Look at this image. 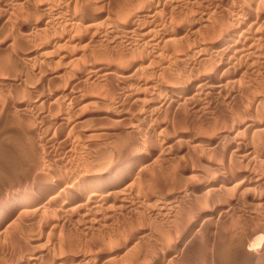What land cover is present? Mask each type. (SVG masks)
Here are the masks:
<instances>
[{"label": "rangeland", "instance_id": "obj_1", "mask_svg": "<svg viewBox=\"0 0 264 264\" xmlns=\"http://www.w3.org/2000/svg\"><path fill=\"white\" fill-rule=\"evenodd\" d=\"M3 1L0 0V79L6 78L8 80L2 82L0 86V200H2L1 198H6L7 195L11 196L13 192L14 194L18 193L22 187V191L27 189V187H32L35 178L36 181L40 180L36 175L38 176L43 172L47 174L49 170H52L51 172L53 170L58 172V175L54 172V176L56 175L61 178L62 189L66 186L64 183L68 181L70 182L69 185L71 183L75 184L77 175L92 170L96 166L99 167L103 163L102 166H106L105 163L108 164L115 154L126 156L129 152L135 150L134 143L137 140L135 138L139 134L140 138H138L140 140L143 139L141 143L143 142L142 144L144 145H141L137 149L140 148L139 150L142 151V159L145 162L141 165L143 167L139 166L141 171L138 169V172L136 171L133 175L129 176L132 180L129 179L124 185L128 190L127 194H125L126 189L120 190L119 196L117 195L118 197L107 206H102L101 211L96 210L97 212L94 211L92 213L91 208H88L89 213L88 211L84 212V210L81 212L80 207H77L78 211L75 208L76 211L73 213V209L71 208L74 205L77 206L76 203H73V205L68 207V209L71 207L70 211L68 209V211L65 210L68 216L64 213L65 211L61 213L53 210V208H48L52 212L47 209V214L45 211L44 215L42 214L43 217L35 219V221L27 220V215L26 213L24 214V211L21 212L20 205L9 214L4 213L7 214V217L5 216L0 222V264H13L14 261L21 258L22 260L29 258L33 264H148L149 262H151L149 264H154L152 261H156L155 264L157 261L160 264H236V261L239 262L241 259H244V256H241V254L243 255L242 247L238 248L241 246L240 240L244 236V233L246 234L264 226V183H260L261 185L258 183L259 178L264 177V155H262L264 154V131L257 133L246 132L248 135H245L244 132L235 135L232 133L233 131H230L233 127L232 122H234L232 119L237 118L236 122L248 114L250 110L249 100L251 101V97L253 98L257 92L256 90L259 88L257 81L260 82L261 78L264 77V44L262 43V47L260 48L261 52L255 55L256 59L248 58V60L246 59L242 62V64H245L242 67L244 66L243 68H245L247 66L248 69L245 68L238 73L248 71V75H246L247 79L244 76L245 80L243 82L245 83L238 85L237 89L233 91L234 88L232 89L228 85L224 90H218L213 87L212 90L210 89L211 86H207L203 91H195V94H185L182 91V86L185 83H180L185 80V77H187L185 81L190 76H192L190 77L191 79L197 78L198 72L206 67L205 65H200L199 68L192 65V62L196 60L195 55L191 54V56L188 54L191 57L188 58V55L181 54L184 56L180 57L173 53L163 52L162 48L158 56L153 57L154 53L148 49V53H144L146 57L143 55L142 59L145 62L143 61L144 63L138 67L139 70L137 69L135 74V77L139 79H147L154 82L152 86L155 88L153 87V91L150 93L152 95L147 94L149 97L147 95L144 96L145 101L150 102L153 97L154 99H158L159 96L160 99L168 97L171 92L170 88L173 85L179 88L181 93L183 92V96L182 100L178 103L179 106L177 104H174L175 106L170 104L168 109L165 108L162 112H158L159 109L156 107L155 109L158 111L151 110L150 115L148 113V116H146L149 119L145 117L146 122H144L138 115L139 113H144L146 109L143 106L144 102L141 101L139 102L140 104L125 102L127 99L123 96L122 91L126 86H129L128 84L124 85L120 81L114 80L113 83H110V88L112 87L111 91L113 92H111V100L108 103L104 101L103 98L106 100V97L102 96H105V90L103 89L106 87V80L99 78V82V79L95 78L93 74L84 71L86 67H82L80 64L82 61V51L72 44L61 42L60 49L59 46H56L55 49H48L42 55H37V57L35 55L32 59L33 61L26 66L18 63L24 51L22 52L21 49L15 46L12 38L15 37L21 24H23L24 19L21 15L31 10L36 19L42 20L43 17H47V14H44L46 12L38 8V2L35 1L18 0L21 2L17 3L18 5L16 4V6L11 4L9 0ZM90 1L98 4L103 0ZM119 1L124 2L125 0ZM56 3V8L65 7L66 1L55 0L54 4ZM17 7H21L22 9L16 11ZM37 9L39 10L37 11ZM110 9L112 10L111 7ZM3 10L13 18L9 16L8 19L4 18L2 21ZM53 13V11L50 12V14ZM6 22L8 23L7 31ZM261 27L262 30L259 34L264 36V26ZM53 31H49V33ZM102 37L100 40L98 39L100 43L99 41H94V44L89 48L88 52L92 51L90 54L95 51L111 52L114 50H124L127 47L126 44L130 42L124 39V42L121 40L118 43H114L113 36L104 35ZM119 37H122V35L119 34ZM132 40L134 41V39ZM191 40L196 41L195 37L191 38ZM120 42L123 43L121 44ZM132 43L130 42L129 44L131 45ZM38 44V41L32 43L34 48L39 47ZM193 45L197 46L196 43ZM193 45L190 43L191 47ZM123 46L126 47L123 48ZM11 60L18 63V66L16 65L17 68L11 69L10 74L7 70ZM153 61L156 63H153ZM215 61L217 62V60ZM156 64L160 70L155 69L154 65ZM181 64L183 66H180ZM70 70L71 72H69ZM149 73L153 78L149 76ZM54 74L56 75L55 77L50 76ZM179 74H181V77ZM187 74H190L189 77ZM182 76H184V79ZM157 77L162 79V81ZM188 84L186 83L185 86ZM250 89L253 90L251 91ZM29 90L30 92H28ZM226 90L229 91L226 92ZM46 94H49L51 98L55 96V99L48 101L47 98H44ZM90 94H97L96 99L90 101L84 107L82 106L83 104H79L81 102V98L80 100L78 98L79 96L84 97ZM192 94L194 97L191 96V98L193 99L188 98ZM247 95L249 96L247 97ZM57 96L59 98H56ZM117 96L119 99L116 98ZM74 97H77V99H74ZM35 101H39V103L36 104ZM21 105L24 106L22 107ZM247 105L248 107H246ZM140 108L143 111H140ZM245 109L246 111L249 110L245 113ZM258 109L257 111L264 112V109L260 107ZM73 123L75 124L72 125ZM225 123L228 124L225 125ZM162 128L166 129L162 131ZM146 134L148 135L146 136ZM220 135L224 136L221 137ZM172 139L178 141L175 143V141L172 142ZM128 140L132 141V143ZM161 141H166L168 144L164 145L165 142L162 144ZM126 144H128V148ZM131 144L134 146H129ZM119 145L121 146L120 148ZM253 145L256 147L255 149ZM129 147L132 148L129 149ZM123 148L124 152H122ZM119 149L121 150L120 153ZM254 151L258 152L262 156V159ZM251 153H253L252 156ZM85 161H87V164ZM257 167L260 169L257 170ZM244 168L246 172H244ZM42 176L40 175L41 178ZM158 177L163 180V187L159 188L154 183L155 178L157 179ZM254 180L258 181L250 183ZM201 181L202 183H200ZM223 181L225 183H221ZM244 181L246 186L243 188L238 189L234 186V184L244 183ZM29 182H32L31 185ZM225 187L231 188L230 191L225 192L228 190H225ZM202 188L204 190L206 188L211 189L204 191ZM212 189L216 190L212 192ZM132 190L133 192L131 193ZM190 190L191 192H189ZM194 190L195 193H200L202 196L193 198L188 196L186 200L183 198L185 196L183 194L184 191H188L185 194H189L194 193ZM206 193L208 195L203 196ZM118 198L120 201H117ZM180 199L183 200L180 201ZM115 203L119 206L114 205ZM255 206L258 207L256 208ZM104 209L106 210L105 213H103ZM169 209H171L170 212ZM207 211L212 213L210 217L213 218L208 224L206 222L202 223V218L199 217ZM53 212H57L55 214L58 215L54 216ZM50 213L52 214L50 215ZM45 216H48L46 217V221L44 220ZM50 218L52 220H48ZM40 232L41 234H39ZM258 233L253 237L259 238L261 237L260 235L264 236L263 232ZM129 235L134 238L133 241ZM106 242L107 244H105ZM128 245L129 247H127ZM112 248H125V251L120 254L118 259L108 263L109 258L107 259L104 255L107 253L106 251ZM239 249L242 251H239ZM176 252L177 254H175ZM255 263L258 264V261Z\"/></svg>", "mask_w": 264, "mask_h": 264}, {"label": "bare ground", "instance_id": "obj_2", "mask_svg": "<svg viewBox=\"0 0 264 264\" xmlns=\"http://www.w3.org/2000/svg\"><path fill=\"white\" fill-rule=\"evenodd\" d=\"M4 1H6V0H4ZM9 1L11 4H13L15 6L17 3L21 2L18 0H9ZM34 1L38 2V8H40L41 11L46 12L44 14H47L46 15L47 17H43L42 20H38V18L36 19L34 17V13L31 10L27 11L26 13L24 12L21 15V16H23V19H24L23 24H21L20 29L18 28L19 31L15 35V37L12 38V41L15 44V46H17L18 49H21L22 52L24 51V53L22 54L23 56L19 58L20 61L18 63H21L22 65L26 66L31 61H33L32 59L35 57V55H36V57H37V55H42L48 49H51V50L55 49L56 46H59V49H60L61 48L60 44H62L61 42L72 44L73 46H75L76 48H78L82 51V61L80 62V64L82 65V67H86L84 69V71H86L87 73L93 74V76L95 78H98V79L104 78L106 80L105 82L108 85L106 84V87H104V89H103V90H105L104 91L105 96H102V97H106V100H105V98H103L104 101L106 103H108V101L111 100L110 97H111L112 87L110 88V85H111L110 83H113L114 80L117 82L120 81L124 85L128 84L129 86H126L125 88L123 87L124 89L122 91L123 96L127 99V101H125V102L126 103L129 102L131 104L132 103L138 104L141 101L144 102L143 106L146 109L144 110V113L138 114L140 119H143L144 122H146L145 117L148 116V113L150 115V113H151L150 111L156 110L155 109L156 107H158V109H159V111L158 110H156V111L162 112L163 109L164 110H165V108L168 109L170 104H173V105L177 104L178 105V103L182 100V96H183L182 93L183 92H185V94L186 93L187 94L194 93L197 90H199V92H200V91H203L204 89H206L207 86H211L210 89H212V87H213V88L218 89V90H224L227 88L228 85L232 89L234 88L233 89V91H234L235 89H237L236 87L238 85H240L241 83L242 84L245 83L243 81L247 77L246 75H248V71L242 72L240 74L238 73V72H241L242 70H244L245 68H247V66L245 68H243L245 66V64L244 63L242 64V62L246 59L248 60V58L249 59L250 58L256 59L257 57H255V55H258L261 52L260 48L262 47V43L264 44V36L259 34L260 31L262 30L261 26H264V0H125L124 2L123 1L120 2L119 0H103L102 2H100L98 4H95L94 2H91L90 0H65L66 1L65 7H59V8L58 7L56 8L55 5H57V3L54 4L55 0H31V2H34ZM61 6H63V5L61 4ZM3 7H5V6H3ZM18 7H17L16 11H20L18 9H22L21 7L20 8H18ZM54 7H55V9H54ZM110 7L112 8V10L110 9ZM38 10L39 9H37V11ZM52 11L54 13L50 14V12H52ZM4 12H5V10H3V17L1 19L2 21L4 20V18L8 19L10 16L9 14H7V12H5V13ZM38 16H40V15H38ZM11 18H13V17H11ZM41 18H42V16H41ZM7 27H8V23L6 26V31H7ZM52 30H54V31L52 33H49V31H52ZM261 33H263V32H261ZM119 34H121L122 37H119ZM104 35L113 36L114 43H118L121 40L124 42V39H126L130 42H133L134 45H132L133 43L130 45L129 44L130 42H129L128 44L125 43L127 47L123 46V48L126 47V48H124V50H122V49L118 50V51L114 50L111 52L95 51L94 53L90 54V52H92V51L88 52V50L94 44V41L98 42L100 40V38ZM193 37H195L196 41L191 40V38H193ZM121 38H123V39H121ZM132 39H134V41ZM36 41H38L39 47L34 48L32 43L36 42ZM123 42H120V43L122 44ZM30 43H31V45H30ZM99 43H100V41H99ZM190 43L192 45L194 43H196L197 46L193 45L194 47L193 46L191 47ZM10 46L12 48L11 44H10ZM162 48H163V52L165 51L166 53H173V54L178 55L180 57H182L184 55H188V54L195 55L196 60L194 59L195 61L192 62V65L193 66L195 65L197 67H199L200 65H205L206 67H204L202 71L199 70L200 72H198L199 74L197 75V78L194 77V79L193 78L191 79L190 77H192V76L189 77L190 74L189 75L187 74L189 79L187 81H185L187 79V77H185V80L180 82L182 84L185 83V85H186V83H189L187 86H185V85L182 86V89H183L182 93H181V91H179V88H177L174 85L171 86V84H170L171 92L169 93L170 95L168 97L166 96L167 98L165 97V98L160 99V96H159L158 99H154V97H153L150 102H146L144 99V96L152 93L153 87H154L152 85L154 82L148 81L147 79H139V78L135 77V74H136L138 67H140L141 64H143L145 62L144 60H143L144 61L143 62L142 59L144 56L146 57V55L144 53L147 52L148 49H150L151 52L154 53L153 57H157L158 53L161 52ZM21 50H20V52H21ZM106 50H107V48H106ZM74 51H75V49H74ZM55 54H56V52H55ZM181 54H184V55H181ZM190 55H188V58L190 57ZM64 56H66V55H64ZM66 58H67V56H66ZM192 58H194V57H192ZM35 60H36V58H35ZM215 60H217V62ZM181 61H182V59H181ZM18 63H15L14 61L11 60L10 65L8 66L9 68H8L7 72L9 71V73L11 74V69L13 70V69L17 68L16 65L18 66ZM153 63H156V62L153 61ZM84 65H86V66H84ZM161 65H162V62H161ZM163 65H165V64H163ZM242 65H244V66L242 67ZM246 65H247V63H246ZM154 66H155V69H159L157 64ZM180 66H183V65L181 64ZM209 66H210V68H208ZM70 67H72V66H70ZM156 67H158V68H156ZM249 69H250V67H249ZM195 70H196V68H195ZM184 71H186V70H184ZM69 72H71V70ZM149 72H150V70H149ZM1 73L4 75V73L2 71H1ZM72 73H73V71H72ZM71 75H73V74H71ZM180 75L181 74H179V76ZM50 76L55 77L56 75L54 74V75H50ZM149 76H151L150 73H149ZM184 76H186V75H184ZM184 76H182L183 79H184ZM244 76H245V78H244ZM164 77H165V75L162 78L164 79ZM15 78H16V76H15ZM157 78H159V77H157ZM16 79H18V78H16ZM5 80H8V79H6V78L0 79V86H1V83L4 82ZM160 80L162 81V79H160ZM168 81H166V82H168ZM99 82H100V79H99ZM164 82H165V80H164ZM160 83H163V82H160ZM177 83L179 84V82H177ZM250 83H249V85H250ZM257 83H259V85H260V86L258 85L259 88H258V90H256L257 92L256 93L254 92L255 93L254 96L252 95L253 98L250 96L251 97V101L249 100L250 104L247 102L249 104V107H250L249 108L250 110L248 109L249 110L248 114L246 116L244 115L243 118L239 117L240 119H238L236 122H235V120L237 118L232 119V120H234L235 123L232 122L233 127L231 128L230 132L233 131L232 133H234L235 135H239V133H241V132H244L245 135H248V134H246V132L247 133H257L260 131H264V112L261 113L260 111H257L258 107L264 109V77L261 78L260 82L257 81ZM229 87H228V89H229ZM253 89H255V88H253ZM227 91H229V90H226V92ZM28 92H30V90ZM199 92H197V93H199ZM230 93H229V95H230ZM251 94H253V93H251ZM96 95H93V94H90L88 96L85 95L86 97L85 96L84 97L79 96L78 97L79 100L81 98V102L79 104H83L82 105L83 107H84V105L86 106V104L90 103V101L96 99ZM148 95H147V97H149ZM150 95H152V94H150ZM200 95H201V93H200ZM249 95H247V97ZM191 96L194 97L193 94L190 95L189 97L188 96L187 97L191 98ZM206 97H207V95H206ZM250 97H249V99H250ZM44 98H47L49 101L51 99L54 100L55 96H54V98H51L49 94H46ZM56 98H59V96H57ZM116 98L119 99L118 96ZM74 99H77V97H74ZM191 99H193V98H191ZM191 99H189V100H191ZM58 100H60V99H58ZM121 100H122V98H121ZM122 101H124V100H122ZM35 102H33V103H35ZM44 102H45V100H44ZM60 102H62V101H60ZM37 103H39V101H37L36 104ZM53 103H54V101H53ZM30 104H32V103H30ZM70 104H71V102H70ZM32 105H35V104H32ZM58 105H60V104H58ZM174 106H172V107H174ZM8 107H10V106H8ZM33 107H35V106H33ZM60 107H62V106H60ZM246 107H248V105ZM67 109H69V108H67ZM142 109H143V107H142ZM142 109L140 108L139 110L143 111ZM111 111H112V109H111ZM166 111H170V110H166ZM241 111H243V110H241ZM247 111L245 109V113ZM238 115H240V114H238ZM241 115H243V114H241ZM101 117H103V116H101ZM136 117H137V114H136ZM139 117H138V119H139ZM133 118H134V116H133ZM147 118L148 117H146V119ZM65 123H67V122H65ZM74 124L75 123H73L72 125H74ZM109 124H106V125H109ZM226 124H228V123H225V125ZM198 125H200V124H198ZM77 126H78V124H77ZM230 126H232V125H230ZM165 129L162 128L161 130L163 131ZM179 131H181V130H179ZM182 132H183V130H182ZM93 134H94V131H93ZM173 134H174V132H173ZM139 135H137V136L140 138ZM147 135L148 134H146V136ZM160 135H164V134H160ZM150 136H153V135H150ZM220 136L223 137L224 135H220ZM132 137H134V136H132ZM138 137L135 138V139H137V140H135L137 143L133 142L135 144V150L129 152V154H126V156L125 155L121 156V154H115L113 156V159L111 160L112 162L109 161V163L107 162L108 164L105 163L106 166H102L104 164L103 163L99 167L96 166L97 168L95 167L94 169L86 171L85 173H83L81 175H77L76 176L77 179L75 178L76 179L75 184L71 183V185H69L70 182L68 181L67 182L68 185H67V183H64L66 186H64L63 189L61 188V182H62L61 178H59V176H56V175L54 176V172H56L58 175L57 171L53 170V172H51L52 170L51 171L49 170L50 172L48 171L47 174H44V172H43L42 174H39L38 176L36 175V177H38V179L40 178V180L36 181V178H35L34 183H32L33 181L31 182L32 187L28 188L27 186H25V187H27V189H25L23 191H22V189H23V187H22V189H20L21 192L19 189H18L19 190L18 193L15 192L16 194H14V192H13L14 196H12L13 194H11V196L7 195L6 198L4 197V199L1 198L2 200H0V222L7 214H9L13 210H15L16 207L19 205H20L19 207L22 209L21 212L24 211V214L26 213V215H27L26 218L29 221H32V220L35 221V219L43 217L45 211H46L45 213L47 214L48 208H50V209L53 208V210H56V211L63 213L65 210L68 209V207L70 205H73V203L77 204V206L74 205L72 208L70 207L71 209H73V213H74V211H76L77 207H80L81 212H83V210H84V212L88 211V213H89L88 208H91L92 213L96 210L101 211L100 209L102 206H105V205L107 206L108 204H110L112 202V200H115V198H117L119 196L118 193H120V190L126 189V186L124 187V185L127 183V181L129 179H131V178H129V176L133 175V173L139 169V166L144 164L145 161L143 162V159H142V154H141L142 151L139 150L140 148L137 149L141 145H144V144H142L143 142L141 143V141L143 140L142 138H144V137L141 138L142 140H140ZM186 139H188V138H186ZM172 140H173L172 142L175 141V143L178 141V140H174V139H172ZM166 141H168V140H166ZM166 141H161V143L164 144V142H165L164 145H167L168 143ZM123 142H125V141H123ZM126 143H127V141H126ZM130 143H132V141ZM124 144H123V146L125 148ZM145 144H146V142H145ZM233 144H234V142H233ZM132 145L133 144H131L129 146H132ZM126 146L128 148V144H126ZM120 147L121 146L119 145V148ZM228 147H230V146H228ZM124 148L122 149V152H124L126 150V148H125V150H124ZM130 148H132V147H129V149ZM239 148H240V146H239ZM253 148L255 149L256 147L254 146ZM120 151L121 150L119 149V153H120ZM254 153L257 154L258 152L256 153V151H254ZM98 154H100V153H98ZM252 154L253 153H251V156H252ZM262 155H264V154H262ZM261 157L262 156L260 155V158ZM257 159H258V156H257ZM261 159H259V160L262 162ZM86 162L87 161H85V163ZM225 165H227V164H225ZM77 167H78V165H77ZM141 167H143V166H141ZM259 169L257 167V170H259ZM139 170L141 171V169H139ZM244 172H246V169ZM258 172H260V171H258ZM262 172H263V170H262ZM40 175H43L42 176L43 179L40 177ZM28 177H29V175H28ZM256 179H258V178L256 177ZM15 180H16V178H15ZM162 181L163 180L159 179V177H158L157 179L155 178L154 183L156 184L157 187L160 188V187H163ZM224 181L221 183H225ZM256 181H258V180H256ZM256 181L254 180V181H251L250 183L256 182ZM13 182H15V181H13ZM242 182L239 184H236V185L234 184V186L238 189H241L244 186H246L245 181H244V183H242ZM17 183H19V182H17ZM31 183H30V185H31ZM200 183H202V181ZM258 183L263 184L264 183V177L263 178L260 177ZM152 185H150V186H152ZM225 186H227V185H225ZM234 186H232V187L234 188ZM230 187H231V184H230ZM225 188H224L225 190L228 189V187H225ZM141 189H142V187H141ZM210 189L211 188H209V189L206 188V190H204V189L203 190L208 191ZM213 189H214V187H213ZM213 189L211 190L212 192L216 190V189L215 190H213ZM230 189H228L225 192L230 191ZM127 191L128 190L126 189L125 194H127ZM137 191H138V189H137ZM221 191H222V189H221ZM132 192H133V190L131 191V193ZM187 192L188 191H184V193L182 192L185 195V196L182 195V196H184L183 198L185 200L187 199L188 196H191L190 198L202 196L200 193H195V190H194V193L192 192L189 194H185ZM189 192H191V190ZM223 192H224V190H223ZM150 193H151V190H150ZM207 193L203 196H207L208 195ZM253 194H254V192H253ZM143 195H144V193H143ZM49 196H51V197H49ZM233 196H235V195H233ZM199 198H197V199H199ZM120 199H121V197H120ZM260 199H262V198H260ZM118 200H119V198L117 199V201ZM124 200L126 201V199H124ZM182 200L180 199V201H182ZM205 201H206V199H205ZM114 205H116V203ZM116 206H119V205H116ZM70 208L68 209L69 211L71 210ZM122 208H123V206H122ZM50 209H48V210H50ZM105 209H106V207H105ZM105 209H104L103 213H105V211H106ZM123 210H125V209H123ZM50 211L52 212V210H50ZM77 211H78V209H77ZM170 211H171V209H169V212ZM208 211L203 213L202 216L198 215L200 218H202V220H201L202 223L206 222L208 224L209 222H211L213 220V218L210 217V214H212V213H209ZM4 213H7V214H4ZM18 213H20V212H18ZM55 213H57V212H53V215ZM64 213H66V211ZM51 214L52 213H50V215ZM57 215L55 214L54 216H57ZM66 215H67V213H66ZM110 215H111V213H110ZM48 216H45V218H44L45 221H46V217H48ZM59 217H60V215H59ZM197 219H199V218H197ZM48 220H52V219L50 218ZM95 220H97V219H95ZM61 222H62V219H61ZM189 225H191V224L189 223ZM180 226H181V224H180ZM262 227L257 228L256 230L247 232L246 234L244 233V236L240 240L241 246H239V245H238L239 247L237 246L238 248L242 247L243 255L241 254V256H244V259H241L239 262L236 261L235 262L236 264L237 263L243 264L244 262L246 264H254V262H257V261H258V264H264V236L260 235L261 237H259V238L253 237L258 232H263V234H264V226H262ZM183 230H185V229H183ZM191 230H193V229H191ZM39 234H41V232ZM142 235H143V233H142ZM130 237H132V236H130ZM140 238H141V236H140ZM131 239L133 241L134 238L132 237ZM36 241H38V240H36ZM108 242H109V240H108ZM110 242H112V241L110 240ZM135 242L137 243V241H135ZM105 244H107V242ZM101 245H103V244H101ZM108 245H109V243H108ZM173 246H174V244H173ZM23 247H25V246H23ZM127 247H129V245ZM170 248H171V246H170ZM130 250H132V249H130ZM242 250L239 249V251H242ZM123 251H125V248H114V249L112 248V249H109L108 251H106L107 253L105 252L106 254L104 256L107 259L109 258L108 263H110V261L113 262L114 260L118 259L120 257V254ZM175 254H177V252ZM239 254H240V252H239ZM27 256H28V254H27ZM31 256H33V255H31ZM236 256H238V255H236ZM28 257H30V255ZM238 259H240V258H238ZM16 260H17V258H16ZM37 260H39V259H37ZM155 260H157V259H155ZM173 261H174V259H173ZM152 262L155 264L156 261L155 262L152 261ZM30 263H32V261H30L29 258H27L26 260H22V258H21L17 261H14L13 264H30ZM149 263H151V262H149ZM157 263L160 264L158 261H157Z\"/></svg>", "mask_w": 264, "mask_h": 264}]
</instances>
